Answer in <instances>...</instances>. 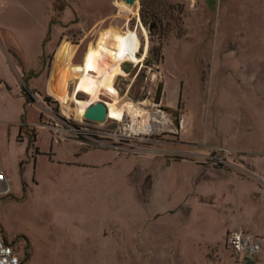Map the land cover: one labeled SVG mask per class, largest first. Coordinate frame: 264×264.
Returning <instances> with one entry per match:
<instances>
[{"label":"rangeland","instance_id":"374dc122","mask_svg":"<svg viewBox=\"0 0 264 264\" xmlns=\"http://www.w3.org/2000/svg\"><path fill=\"white\" fill-rule=\"evenodd\" d=\"M121 1L0 0V138L5 139L7 125L15 129L19 123L31 140L37 133L42 147L37 158L36 148L25 153L27 163L12 160L13 143L1 155L14 180L11 193L0 194V234L14 245L23 264H205L194 249L203 229L197 236L188 234L191 226L172 220L167 196L148 193L150 182L161 184L181 173L137 169L129 177L141 184L140 197L130 198L136 215L124 212L119 218L118 198L114 191L108 194V180L99 175L102 166H89L94 154L76 161L58 150V158L51 160L49 129L27 125H39L40 114L48 112L44 101L54 115L72 123L90 122L77 115L73 100L57 101L48 89L60 52L68 59L78 45L71 61L81 63L101 31H136L141 61L133 72V62L121 66L132 73L113 82L120 94L118 106L134 100L150 103L163 82L161 105L173 126L151 146L165 145L172 155L232 148L227 142L208 146V140L225 131L254 132L252 121L264 118V0H137L138 14L132 5L121 7ZM45 49L47 54L36 61V53ZM72 80L69 92L77 95ZM102 98L111 102L105 94L94 101Z\"/></svg>","mask_w":264,"mask_h":264},{"label":"crops","instance_id":"0c3cea01","mask_svg":"<svg viewBox=\"0 0 264 264\" xmlns=\"http://www.w3.org/2000/svg\"><path fill=\"white\" fill-rule=\"evenodd\" d=\"M77 48L78 45L70 50L72 58ZM52 49L53 45L48 51ZM46 50L36 53L35 60L42 59V56L47 54ZM20 51L22 52L21 49ZM28 59L34 61L33 57ZM252 124L256 127L254 132H239V129L232 133L225 131L221 133L219 139L208 140V146L227 142L238 152L234 161L227 166L216 165L207 159L206 154L209 152L207 149H189L183 154L172 155L165 145L163 148L157 146V143L154 144L156 146L153 145L157 149L156 152L144 151L132 154L110 148L93 147L75 138L56 141L51 134L49 149L50 154L53 155L51 160L58 158V150L76 161H79L81 155L89 158L88 155L94 154L89 160V166L93 169L102 166L99 175H102L105 181L108 180L104 186L108 194L114 191L118 198L119 218L124 212H127L126 215H131L130 217L136 215L134 209L136 206L131 204L130 198L140 197L141 184L135 183L129 177L139 173L137 169L144 168L145 171H149L151 168H159L167 171L172 168L173 171H178L181 175L177 178L170 176L161 184L159 181H152L147 189L148 193L151 191L152 197L162 194L164 199V196H167L169 211L174 215L172 220H181L188 227L191 226V232L188 234L197 236L199 228L204 230L199 231L201 240L194 244L199 260L205 264H264V118L261 121H252ZM27 125L31 127L34 124ZM5 133V139L0 138L2 156L7 144L13 143L15 155L12 160L16 162L24 160L27 163L28 160L24 158L25 153L29 155L31 148H36V158L38 157L42 147L37 133L31 140L27 136L28 130L19 123L15 129L13 125H7ZM25 141H28L27 146L23 145ZM164 142L166 141L161 144ZM61 161L59 159V162ZM75 164L80 165L78 162ZM4 169L12 182L13 170H8L5 165ZM120 174L124 179L122 182ZM24 175L25 166L23 177ZM117 178L119 179L116 180ZM126 179L132 182L127 183ZM27 180L25 176L24 182L27 183ZM177 208L180 209V214L176 216ZM237 226H242L246 231L259 236L262 252L257 258L238 255L227 245L228 232ZM192 251L193 249L187 250L189 253ZM189 258L191 259V256Z\"/></svg>","mask_w":264,"mask_h":264},{"label":"built area","instance_id":"2783aa9c","mask_svg":"<svg viewBox=\"0 0 264 264\" xmlns=\"http://www.w3.org/2000/svg\"><path fill=\"white\" fill-rule=\"evenodd\" d=\"M126 61L122 62L125 63ZM138 63L131 66L132 72L136 69ZM131 72V73H132ZM127 71V74H131ZM156 74L151 76L154 79ZM132 83L127 86V92ZM148 76L145 77L147 79ZM73 81V80H72ZM74 82V81H73ZM75 83H73L74 88ZM1 86V82H0ZM89 95L86 91L80 90L76 94ZM103 94L101 93L100 96ZM57 101H60L55 97ZM154 99V97H153ZM102 100L108 107L107 100ZM95 102V101H94ZM143 100H134L122 104V115L120 118L111 116L108 112L103 122H85L72 123L68 117H62L52 114L51 107L44 101V106L48 112L41 118L40 123L33 126L47 128L56 141L66 138L80 139L83 143L93 147L110 148L117 151L139 154L144 151L156 152L157 149L151 146V143L158 141V135L165 133L173 126L169 113L161 104L145 103ZM93 103V102H92ZM91 104V103H90ZM89 104V105H90ZM45 110V111H46ZM183 125V119L179 120V126ZM238 152L233 148L222 146L213 147L206 154V158L216 165L227 166L234 161ZM12 182L3 166L0 152V194H9L12 191ZM227 245L236 254L246 258H257L262 252V244L259 236L246 231L242 226H237L230 230L227 235ZM0 264H23L14 245L5 241L0 234Z\"/></svg>","mask_w":264,"mask_h":264},{"label":"bare ground","instance_id":"6f19581e","mask_svg":"<svg viewBox=\"0 0 264 264\" xmlns=\"http://www.w3.org/2000/svg\"><path fill=\"white\" fill-rule=\"evenodd\" d=\"M137 4L136 0L132 5L136 8L135 14H138ZM119 5L123 8L132 7L123 1L119 2ZM144 32L147 35L145 27ZM139 47L140 39L136 31L130 28L122 30L109 27L100 32L96 42L90 43L81 63L71 61V54L70 58L66 59V55L60 52L56 56L49 82L50 93L62 102L73 100L79 117H83L86 107L98 99L101 93L105 94L111 101L107 100L110 115L120 118L122 115V108L118 106L120 94L113 82L118 76L128 75L121 67L122 61L133 63L141 61L137 56ZM72 78L76 88H73L72 93L84 90L89 94V98L91 96L90 99L84 100L70 94L69 85Z\"/></svg>","mask_w":264,"mask_h":264},{"label":"water","instance_id":"95a60500","mask_svg":"<svg viewBox=\"0 0 264 264\" xmlns=\"http://www.w3.org/2000/svg\"><path fill=\"white\" fill-rule=\"evenodd\" d=\"M126 3L133 5L136 0H124ZM156 24L150 25V29L155 27ZM164 93V83L159 82L155 94H154V103L156 104H161L162 102V97ZM108 112V107L104 103V101H95L88 105L83 113V118L90 120V121H95V122H103L106 119V115Z\"/></svg>","mask_w":264,"mask_h":264},{"label":"trees","instance_id":"16d2710c","mask_svg":"<svg viewBox=\"0 0 264 264\" xmlns=\"http://www.w3.org/2000/svg\"><path fill=\"white\" fill-rule=\"evenodd\" d=\"M5 239V238H4ZM5 241H7L6 239H5Z\"/></svg>","mask_w":264,"mask_h":264}]
</instances>
